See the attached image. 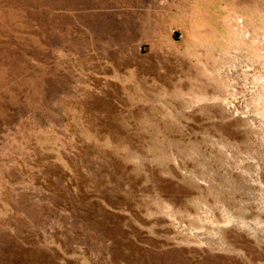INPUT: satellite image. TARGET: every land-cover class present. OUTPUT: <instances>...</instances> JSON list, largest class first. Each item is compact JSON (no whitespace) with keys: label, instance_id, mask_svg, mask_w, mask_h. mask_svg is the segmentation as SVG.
Masks as SVG:
<instances>
[{"label":"rangeland","instance_id":"1","mask_svg":"<svg viewBox=\"0 0 264 264\" xmlns=\"http://www.w3.org/2000/svg\"><path fill=\"white\" fill-rule=\"evenodd\" d=\"M0 264H264V0H0Z\"/></svg>","mask_w":264,"mask_h":264}]
</instances>
